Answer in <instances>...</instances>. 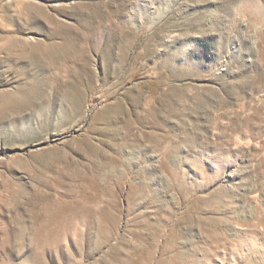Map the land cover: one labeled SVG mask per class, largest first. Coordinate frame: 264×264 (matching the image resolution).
<instances>
[{"label": "rangeland", "instance_id": "rangeland-1", "mask_svg": "<svg viewBox=\"0 0 264 264\" xmlns=\"http://www.w3.org/2000/svg\"><path fill=\"white\" fill-rule=\"evenodd\" d=\"M0 264H264V0H0Z\"/></svg>", "mask_w": 264, "mask_h": 264}]
</instances>
